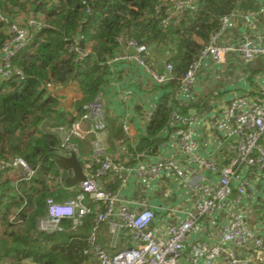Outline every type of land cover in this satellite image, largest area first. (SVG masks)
Wrapping results in <instances>:
<instances>
[{
  "label": "built area",
  "instance_id": "1",
  "mask_svg": "<svg viewBox=\"0 0 264 264\" xmlns=\"http://www.w3.org/2000/svg\"><path fill=\"white\" fill-rule=\"evenodd\" d=\"M164 7H168V10L161 19V27L174 20L179 21L186 11L196 10L198 0H166ZM157 12L160 13V9ZM235 14L221 19V28L202 46L197 58L183 73L177 71L172 59L174 55L159 53L156 46L140 43L128 35L118 38L117 52L104 62L109 73V82L104 91L82 105L80 118L69 125L52 129L60 139L59 149L75 155L79 150L74 140L95 136L91 142L92 155L100 166L94 173H83L85 179L79 183L76 197L63 202L54 198L47 200L46 216L38 221L40 232H66L62 222L70 220L72 227L67 232L78 234L85 224V218L93 216L92 230L86 239L87 247L83 254L98 264H264V237L250 226L246 214L241 210V205L256 193L252 172L264 179V89L254 98L234 96L217 120V130L230 141L233 153L232 163L226 166L220 165L213 154L205 157L198 152L196 119L183 113L178 104L191 100L197 78L208 62L218 66L227 56L238 55L249 63L264 56V36L257 33L255 15L243 16L249 31L243 34L238 43H223L227 27ZM29 24L36 30L45 27L37 21H30ZM11 30L15 38L2 49L5 57L0 62V76L7 80L23 79L22 72L12 68L10 61L29 44L31 34L15 25L11 26ZM81 40H84L83 36L76 38L70 47L78 55L76 61L91 54L90 43L82 47ZM132 66L145 70L154 86L162 91L160 100L143 107L138 134L132 127L134 112L129 107L131 101L138 98L139 90L125 73L126 81L120 79L122 70L129 71ZM163 102L169 109L165 131L173 132L178 158L157 156L155 161L147 162L136 157L135 166H126L107 152L102 136L111 131L108 123L110 116L117 118L125 137V143H121L120 148H134L139 145L138 138L141 141L148 138L149 124ZM117 103L118 106L122 104L125 110L121 118L113 111ZM83 122H90V127L83 128ZM0 168L6 173L17 172V182H29L35 175V169L21 158L8 163L0 162ZM167 173L187 188L193 205L190 210L181 211L184 214L182 220L175 216L178 210L163 208L168 212L163 238L151 228L156 220V209L160 207L152 205L147 199L133 200L120 192L108 191L102 184V179L107 176L126 184L132 176L150 182ZM61 177L59 180H63ZM221 212L225 215V221L215 243L199 242L186 254V245L201 220L207 217L216 219ZM105 225L108 236L115 243L110 250L100 241V233ZM127 237L131 247L113 253L119 241Z\"/></svg>",
  "mask_w": 264,
  "mask_h": 264
},
{
  "label": "trees",
  "instance_id": "2",
  "mask_svg": "<svg viewBox=\"0 0 264 264\" xmlns=\"http://www.w3.org/2000/svg\"><path fill=\"white\" fill-rule=\"evenodd\" d=\"M248 0H198V8L184 12L180 20L159 26L167 13L166 0H0V62L2 49L15 38V25L31 34L29 44L10 61L23 79L0 76V162L21 158L35 169L33 186L20 188L0 168V264H85L83 251L90 235L93 216H87L78 234L67 232L72 221L64 220L66 232L47 234L37 228L46 216V202L54 198L63 202L79 191H68L57 185L62 175L57 150L60 139L52 129L71 124L75 118L60 106V88L76 87L82 99L75 101L78 116L82 105L94 100L109 82L104 66L118 50V38L128 35L136 41L156 46L159 53H170L177 71L185 72L198 56L202 44L221 28V19L249 5ZM247 3V4H246ZM160 9V13H158ZM31 16L45 27L30 26ZM41 20V21H40ZM82 47L90 43V55L76 61L70 50L76 38ZM200 41V42H199ZM111 133L125 143L116 120L108 119ZM118 121V120H117ZM169 109L163 102L148 127L142 145L157 152V135L166 130ZM154 140L151 142L149 139ZM63 178V177H61Z\"/></svg>",
  "mask_w": 264,
  "mask_h": 264
},
{
  "label": "crops",
  "instance_id": "3",
  "mask_svg": "<svg viewBox=\"0 0 264 264\" xmlns=\"http://www.w3.org/2000/svg\"><path fill=\"white\" fill-rule=\"evenodd\" d=\"M248 1L247 3L249 5H247L246 8L238 7L235 10L236 12L234 13L236 14L231 18L223 43L235 44L242 39L243 34L249 31L248 24L245 22L243 16L250 14L255 15L254 20L257 24V33L264 36V0ZM150 62L154 64L152 60H150ZM124 73L134 81L139 90L138 98H134L129 107V109L134 112L131 123L134 131L137 133L139 132L140 116L142 115L143 107L149 106L157 99L160 100L162 91L154 86L153 81L145 70H139L135 66H132L129 71L122 70L120 79L126 81V75H124ZM75 88L76 87L61 88L58 90V93H60L62 97H66L65 101L62 100L60 102V106L67 110V113L75 114L74 118L77 119L80 118L82 114L78 116L74 102L82 99V93L78 89L75 90ZM263 89L264 56L258 57L249 63L244 62L238 55L227 56L224 62L218 66L208 62L197 78L191 100L186 101L184 104L181 101L178 103L183 113L192 115L196 119L195 138L199 146L198 152L205 157L213 154L222 166L231 164L233 153L230 141L217 130V120L223 108L229 104L234 96L247 95L254 98L258 96ZM119 106L117 103L113 111L117 114V117L121 118L125 110L122 109V104H119ZM110 118L118 122L117 118L113 116H110ZM108 123L109 125L111 124L109 120ZM90 125V122L82 123L83 128H88ZM111 131L106 136H102L103 143L106 145L107 152L119 159L126 166H135L137 163L135 160L136 157L147 162L155 161L157 156L179 157L178 149L172 139L173 132L169 130L157 135L159 142L156 143V153L148 149L147 146H143V141L139 138L137 141L140 142L136 147L120 148V142L113 136ZM94 138L95 136L89 135L84 140H74L79 150V153L74 155L80 162L82 171L85 174L94 173L100 166V162L97 159L94 160L92 155L91 142ZM153 140L154 138L151 139V142ZM72 154L71 152H62L58 149L57 155L59 163L64 159H69ZM59 166L62 175L63 168L60 164ZM68 172L72 178L74 174L73 170L69 169ZM252 173V177L256 181V193L252 199L245 201V203L241 205V210L246 214L250 226L264 237V179L258 174ZM5 176L10 179L19 178V174L15 171L5 173ZM32 182L33 181L26 182L21 187V184L14 186L15 196H19L20 188H29L33 186ZM46 182L51 189L59 185L68 191H79V184L68 186L64 179L52 181L48 178ZM102 184L108 191L120 192L126 198H131L133 200L147 199L152 205L160 207V209H156V220L153 222L151 228L162 238L165 236V225L168 217V212L163 210V208L170 207L178 210L175 216L179 220H182L184 219V214H182L181 211H188L193 205V200L189 198L187 188L170 173L153 179L150 182L139 180L132 176L128 178L126 184H122L119 179L116 180L113 176H107L102 179ZM86 201L85 204H88ZM224 221L225 215L223 212H221L216 219L207 217L201 220L200 225L197 227V230L191 234L190 240L186 245V254H189L192 247L196 246L199 242L209 241L215 243ZM107 231V226H103L102 232L100 233V241L104 247L110 250L115 243L112 241V238L108 236ZM129 247H131V244L127 237L126 240L123 239L119 241L113 253L117 250ZM186 254L184 256H186ZM23 264L32 263L27 260ZM85 264H98V262L93 259H88Z\"/></svg>",
  "mask_w": 264,
  "mask_h": 264
},
{
  "label": "water",
  "instance_id": "4",
  "mask_svg": "<svg viewBox=\"0 0 264 264\" xmlns=\"http://www.w3.org/2000/svg\"><path fill=\"white\" fill-rule=\"evenodd\" d=\"M59 164L63 168L62 177L66 181L68 186H75L85 179L80 162L74 154H72L69 159L60 161ZM69 169H72L74 172L72 178L70 177V174L68 172Z\"/></svg>",
  "mask_w": 264,
  "mask_h": 264
},
{
  "label": "rangeland",
  "instance_id": "5",
  "mask_svg": "<svg viewBox=\"0 0 264 264\" xmlns=\"http://www.w3.org/2000/svg\"><path fill=\"white\" fill-rule=\"evenodd\" d=\"M35 16H31L30 18V21H37L38 22V19L34 18ZM29 21V23H30ZM200 42V41H199ZM54 134H56L54 131H52ZM57 135V134H56ZM10 172V171H9Z\"/></svg>",
  "mask_w": 264,
  "mask_h": 264
}]
</instances>
